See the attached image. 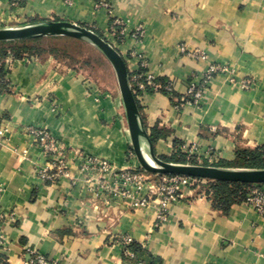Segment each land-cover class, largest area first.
I'll return each instance as SVG.
<instances>
[{"label":"crops","instance_id":"0c3cea01","mask_svg":"<svg viewBox=\"0 0 264 264\" xmlns=\"http://www.w3.org/2000/svg\"><path fill=\"white\" fill-rule=\"evenodd\" d=\"M0 0V27L27 20L87 24L107 34L113 20L142 25L135 41L108 40L126 57L128 79L140 59L158 82H170L182 97L210 63L230 65L248 90L216 76L199 105L176 107L162 92L135 97L140 120L159 158L182 156L193 165L215 166L236 159L238 149L264 146V0ZM202 52L194 59L180 47ZM8 91L0 93V261L32 264L35 254L63 264H132L122 255L121 236H129L149 264H264V214L241 202L227 213L209 194L185 190L157 219L159 202L134 208L128 199L89 184L76 152L106 159L118 168L128 159L130 137L117 88L90 93L82 79L52 56L14 60L4 66ZM42 127L66 150L72 181L44 183L38 169L46 157L26 127ZM193 146L188 154L183 146ZM188 164V163H186ZM225 169L234 167L215 166ZM237 169V168H236ZM91 179V180H92ZM90 180V181H91ZM113 183V179H106ZM207 180L201 186H206Z\"/></svg>","mask_w":264,"mask_h":264},{"label":"built area","instance_id":"2783aa9c","mask_svg":"<svg viewBox=\"0 0 264 264\" xmlns=\"http://www.w3.org/2000/svg\"><path fill=\"white\" fill-rule=\"evenodd\" d=\"M12 6H16L21 0H8ZM70 4V0H65ZM96 7L109 10V5L104 1L96 2ZM108 35L114 37L118 42L129 38L135 43L144 35V28L142 25H132L128 21L113 20L108 30ZM111 44V43H110ZM113 47L114 45L111 44ZM115 48V47H114ZM116 49V48H115ZM117 50V49H116ZM180 51L187 53L194 59H205L206 56L197 50H189L184 46L180 47ZM128 57H137L140 59V70L134 74L129 81L134 97H137L139 92H173L172 85L167 82L162 85L155 76L148 73L146 68L145 59L137 53L136 50H131ZM126 60V57L123 58ZM216 76L225 77L230 83L238 84L242 89L248 90L253 87L254 82L251 79L238 80L235 70L226 64L210 63L205 71L200 76L198 82L190 83L187 87L185 94L181 99H177L176 107L184 105H199L204 99L208 86ZM27 134L32 140L38 144L46 157L47 164L38 169V177L47 184H54L59 181H72V175L66 160V150L61 145L60 141L55 139L53 135L42 127L28 126L25 128ZM6 132L3 126H0V138ZM183 149L191 154L194 147L187 145ZM76 158L79 159L82 172H90L98 168L99 173L102 175V183L99 188L106 190V179H113L114 191L113 195L121 196L128 199L130 205L134 208L143 207L148 205L154 200L159 202V211L157 219L165 222L168 219L167 207L175 203L182 197L185 190L196 189L204 184V179L191 178L181 175L163 176L154 182L150 176L146 175L143 171L130 167L117 171L114 169L113 163L106 159H99L92 155L76 152ZM244 203L252 206L259 214H264V185L254 184L248 189L245 195ZM14 218L10 214L0 213V221L11 220ZM119 244L122 246V255L126 260L132 261V264H144L141 261L134 259V252L132 249V239L129 236H121ZM3 241L0 239V248ZM32 264H63L59 261H52L46 259L43 255L35 254L32 259Z\"/></svg>","mask_w":264,"mask_h":264},{"label":"water","instance_id":"95a60500","mask_svg":"<svg viewBox=\"0 0 264 264\" xmlns=\"http://www.w3.org/2000/svg\"><path fill=\"white\" fill-rule=\"evenodd\" d=\"M50 36H66L87 40L110 63L122 100L132 150L140 167L145 172L159 175H181L209 181L264 185V168L225 169L207 165L176 164L160 160L154 154L152 143L140 120L137 102L129 83L125 60L110 43L92 30L69 21L47 19L0 27V42Z\"/></svg>","mask_w":264,"mask_h":264},{"label":"rangeland","instance_id":"374dc122","mask_svg":"<svg viewBox=\"0 0 264 264\" xmlns=\"http://www.w3.org/2000/svg\"><path fill=\"white\" fill-rule=\"evenodd\" d=\"M36 20V19H35ZM34 20V21H35ZM32 20H27V22H31ZM93 32H98L103 39H105L108 43V36L102 32L97 31L91 25L79 24ZM56 36L50 37H41L27 40H20L14 42H0V65L5 66L6 64H10L14 60H30L32 58L38 57L37 54H41L42 52L48 53V56H52L54 59L58 60L59 64L62 66L73 70L83 81L86 86V92L90 93L93 90V87H97L99 91H108L117 88V81L115 77V73L113 68L107 59L87 40L77 39L72 37L60 36L59 38H52ZM47 56V55H46ZM93 86V87H91ZM119 92V90H118ZM54 137V136H53ZM57 139L56 137H54ZM58 140V139H57ZM38 145V144H37ZM42 149V148H41ZM81 152V151H78ZM83 153V152H81ZM146 153V150H145ZM67 157V154H66ZM95 157V156H94ZM98 158V157H96ZM101 159V158H99ZM128 159L133 160L136 166H133L130 162V166L125 168H118L115 164H113L114 169L117 171L122 169H128L130 167L139 169L143 171L146 175L150 176V179L154 182L158 181L159 178L167 175H159L145 172L141 167L139 162L136 159V156L132 150V146L128 151ZM68 166V158H66ZM47 162L45 163L46 166ZM191 164V163H188ZM193 165V164H192ZM44 166V167H45ZM81 167V164H80ZM79 171L82 172L80 170ZM236 169V167H234ZM70 169V168H69ZM239 169V168H238ZM85 176L88 177L100 176L98 168L90 172H83ZM111 179V177H109ZM87 178V182L89 184L93 183V179ZM91 180V181H90ZM106 190L114 191V185L106 181ZM210 189L208 184L206 186H200L196 188L198 192H203L207 194V191Z\"/></svg>","mask_w":264,"mask_h":264},{"label":"trees","instance_id":"16d2710c","mask_svg":"<svg viewBox=\"0 0 264 264\" xmlns=\"http://www.w3.org/2000/svg\"><path fill=\"white\" fill-rule=\"evenodd\" d=\"M32 20L31 22H33ZM99 34L98 32H95ZM100 36V35H99ZM60 36L52 37L59 38ZM48 55V53L42 52L41 54H37L38 57H43ZM6 71L4 70V66L0 65V93L8 91V82L6 80ZM162 85H165L166 81L160 82ZM162 93L167 94L170 99L173 101L174 99H181V97H177L174 92H166L161 90ZM158 133L152 131L150 134V139L152 143L158 138ZM160 160L169 163L176 164H186L194 162L185 160L182 156L175 157H164L160 156ZM215 166H226V167H236V168H264V146L254 149H238L236 151V159L230 163H222L216 164ZM169 176V175H167ZM208 186L210 189L207 191V194L210 193V197L216 207L222 210L223 213H227L228 209L231 205L236 203H241L245 200V195L251 185L248 184H239V183H231V182H222V181H209L207 180ZM132 249L134 252V259L136 261H141L144 264H149L144 256L147 255L146 252L142 249V247L137 243H132ZM0 264H5L0 261Z\"/></svg>","mask_w":264,"mask_h":264}]
</instances>
